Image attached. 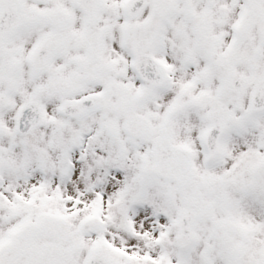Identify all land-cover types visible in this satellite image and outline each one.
<instances>
[{
	"label": "snow or ice",
	"instance_id": "1",
	"mask_svg": "<svg viewBox=\"0 0 264 264\" xmlns=\"http://www.w3.org/2000/svg\"><path fill=\"white\" fill-rule=\"evenodd\" d=\"M0 264H264V0H0Z\"/></svg>",
	"mask_w": 264,
	"mask_h": 264
}]
</instances>
